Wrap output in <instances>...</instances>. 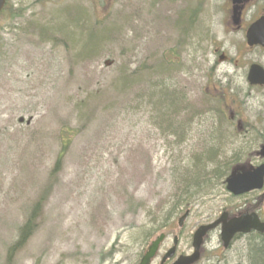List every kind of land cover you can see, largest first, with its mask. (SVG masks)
Here are the masks:
<instances>
[{"label":"rangeland","instance_id":"1","mask_svg":"<svg viewBox=\"0 0 264 264\" xmlns=\"http://www.w3.org/2000/svg\"><path fill=\"white\" fill-rule=\"evenodd\" d=\"M161 1L8 0L10 14L23 16L0 19V264H6L18 229L51 183L57 154L69 140L44 223L12 264H138L155 230H166L162 227L166 223L175 229L178 217L190 208L179 250L188 252L197 226L226 210L232 212V205L256 198L227 201L225 187L208 178L202 188L186 194L184 172L191 173L188 179L194 177L193 139L187 150L175 149L169 135L176 127L165 129L153 119L156 113L148 95L163 82L177 83L186 94L194 91L189 98L196 96L197 88L193 99L197 105L182 103L174 114H216L218 104H201L199 99L214 67L218 85L229 84L234 91L232 106L251 128L246 146L255 151L264 143V89H251L246 78L251 64L264 67V52L248 50L241 37L224 34L216 23L217 38H200L197 81L185 82L187 71L184 76L161 73L158 63L170 64L165 60L167 31L162 14L158 17ZM66 7L73 9L71 15L75 8L82 10L79 18L83 27L88 25L85 32L76 33L69 15L63 13ZM132 11L144 15H139L136 28ZM201 18L205 25V15ZM64 23L74 39L58 31L55 36L43 33ZM89 25L98 28L90 32ZM49 37L54 41H44ZM92 38L100 50L90 56L81 48ZM219 47L229 62L218 63L214 51ZM107 60L114 64L105 67ZM188 60L191 57L183 56L171 64L187 69ZM188 119L180 117L179 122ZM200 128L198 168L208 159L199 144L204 138ZM246 152H241L243 161L248 159ZM252 163L260 162L253 158ZM261 215L264 219V205ZM169 242L162 250L171 246ZM222 247L217 229L205 244L200 264H257L244 242L229 251Z\"/></svg>","mask_w":264,"mask_h":264},{"label":"flooded vegetation","instance_id":"2","mask_svg":"<svg viewBox=\"0 0 264 264\" xmlns=\"http://www.w3.org/2000/svg\"><path fill=\"white\" fill-rule=\"evenodd\" d=\"M259 3H264V0H169L167 1V6L165 7L164 15V28L166 29V41L167 49L166 53L169 55V62L179 63L180 57L188 56L191 57V60L187 61V64H190L187 69L183 65H176L175 68L181 74H185L184 71H187L186 76L188 81L196 80V54L200 48V38L204 36V41L212 40L217 38L218 35L215 32V27L213 24H218L222 27V32L227 35H233L241 37L247 45V32L255 21H257L262 15H264V7L259 6ZM205 15L204 25L202 16ZM201 21V22H200ZM209 36V37H208ZM172 44H174L172 46ZM248 49H250L247 46ZM250 50H259L261 52L264 49L261 48H251ZM215 54L219 56H225V62H229V57L226 56V53L222 51L219 47L215 49ZM171 57V58H170ZM218 63H220L218 61ZM212 67L211 74H215L216 70ZM214 76V75H213ZM193 77V78H191ZM196 85V84H194ZM197 91V89H196ZM208 95V99L216 101V97L219 96L220 90L216 86L209 84V86L204 91ZM188 95L194 94V91L187 93ZM197 94V93H196ZM196 97V96H195ZM229 108L225 112L222 110L221 113L216 114H201V113H191V114H166L167 116V128L176 127L169 137H173L172 145L175 149L181 151L187 150L189 148L190 138L193 139L192 152L195 153L194 159L192 161L194 168V178H195V187H196V133L200 130L202 132L206 131L205 126L212 125L213 121L217 120L218 126L225 124H232L235 122L238 124L239 120L237 119V110ZM224 117L225 122H221L220 117ZM173 117V119H172ZM180 117H189L186 122H179ZM197 125V127H196ZM221 129V128H220ZM196 191V190H195ZM196 195V194H195ZM259 198V197H258ZM257 198L258 209H262L264 202ZM180 235V236H179ZM251 235H256L258 242L264 244V234L257 235L252 233ZM251 235H240L236 237V242L248 243V238ZM184 232L178 233V237H181L183 240ZM234 246L231 247V249ZM230 249V250H231ZM168 249L164 250L163 253H166ZM178 255H184V252L177 250ZM185 252L186 254H189ZM161 257L158 260H162ZM156 264H160V261ZM165 264H172V262Z\"/></svg>","mask_w":264,"mask_h":264},{"label":"trees","instance_id":"3","mask_svg":"<svg viewBox=\"0 0 264 264\" xmlns=\"http://www.w3.org/2000/svg\"><path fill=\"white\" fill-rule=\"evenodd\" d=\"M82 8V7H81ZM73 10L71 7H66L63 10L64 14H67L66 16L69 15L70 23H73L72 26L78 30L76 33H82L83 31L85 32L88 28V25L83 27L81 23V19L79 18L80 15H83V12L81 9L75 8L73 11V16L71 15ZM11 9H9V4H7V7L5 8L4 12L0 16L3 18L4 15L11 17L12 19H15L21 14L16 15H11L10 14ZM62 13V12H61ZM23 16V15H22ZM21 16V17H22ZM85 16V15H84ZM86 17V16H85ZM88 22L90 20L88 17L86 18ZM65 26L60 27H50L48 32H43L44 34H52L55 36L57 33L62 34L63 36L67 37L68 39L75 38V34L70 32L68 24H65ZM71 26V24H70ZM94 27L97 28L95 25H89V31L93 32ZM68 28V29H67ZM104 38V37H103ZM99 38L98 40H100ZM67 40V39H66ZM44 41H54L53 37L46 38ZM95 42H98L97 40H94L92 38L89 40L86 44L82 46V53H87L90 56L91 55H96L100 49L98 47H95ZM2 37L0 34V50L2 48ZM153 94L151 95L149 103H153L154 107V113H166V114H174L178 112L179 106L183 103L185 104V99H181V104H179L178 100L175 102L174 98L172 97L173 95L169 94L168 92L163 90V86H156L153 88ZM224 99V98H223ZM233 101V99H231ZM181 107V106H180ZM180 111V108H179ZM223 140H226L222 138ZM221 141L218 143L217 146V151H215V156H213V153L210 152V154L213 156H209L207 159V162L203 164V166H198L196 165V184L197 186L201 184L203 179H216L217 181L220 180L221 178L224 179L227 175H229L231 172H235L237 170H245L247 169V164L248 162H243L240 158L241 152H246L247 149H250L249 147L243 146V142L240 141L242 140L241 138H238L236 142H229V141ZM70 143V140L64 144L61 148V150L57 154V159L56 162L50 172V181L51 183L49 186H47L42 194L39 196L38 200L31 206L30 210L28 211L25 221L23 225L18 229V237L16 241L9 247L7 251V264H10L13 260V257L15 254L19 251H21L28 241L33 237V235L37 232V230L40 229V227L44 223V217H45V207L46 204L49 200L54 181L59 178V175L61 173V167L65 159V154L67 153V148ZM237 143L238 146H237ZM236 147H243L244 151H238ZM251 150L247 151L248 156L250 155ZM230 153L229 156L227 154ZM202 162H204L202 160ZM264 246V245H263ZM255 257H256V262L258 264H264V247L263 248H256L255 249Z\"/></svg>","mask_w":264,"mask_h":264},{"label":"water","instance_id":"4","mask_svg":"<svg viewBox=\"0 0 264 264\" xmlns=\"http://www.w3.org/2000/svg\"><path fill=\"white\" fill-rule=\"evenodd\" d=\"M6 0H0V13L4 9ZM249 45H260L264 47V18L253 24L248 31ZM248 81L251 85L264 86V69L258 65H252L248 76ZM20 123L24 122V119L19 120ZM30 124V121L27 123ZM261 157L264 158V146L261 149ZM227 190L235 196L261 190L264 187V164L255 168L252 171L234 174L227 179ZM188 216V213L180 220V226L183 225L184 220ZM226 214L222 216L217 222L210 226L201 227L194 236L195 254L190 258H181L175 264H193L199 260V251L203 243V238L210 230L215 229L220 223H223L222 227V240L225 247H227L237 233H249L252 230L264 231V224H262L256 214L247 215L244 214L239 218H235L229 223L225 222ZM163 236L157 239L149 248V251L143 258L141 264H149L150 260L155 256L160 243L163 240ZM173 249L166 258L171 257L174 254ZM165 258V259H166Z\"/></svg>","mask_w":264,"mask_h":264}]
</instances>
